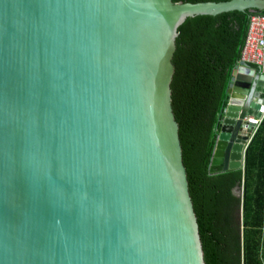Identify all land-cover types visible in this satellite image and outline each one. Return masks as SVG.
I'll return each instance as SVG.
<instances>
[{"label": "water", "instance_id": "water-1", "mask_svg": "<svg viewBox=\"0 0 264 264\" xmlns=\"http://www.w3.org/2000/svg\"><path fill=\"white\" fill-rule=\"evenodd\" d=\"M259 10L0 0V264H204L170 103L175 40L187 18ZM225 95L210 175L243 170L264 75L239 60Z\"/></svg>", "mask_w": 264, "mask_h": 264}, {"label": "trees", "instance_id": "trees-1", "mask_svg": "<svg viewBox=\"0 0 264 264\" xmlns=\"http://www.w3.org/2000/svg\"><path fill=\"white\" fill-rule=\"evenodd\" d=\"M251 15L264 10L187 18L175 40L170 103L204 264H264V116L246 147L243 170L208 174L226 85Z\"/></svg>", "mask_w": 264, "mask_h": 264}, {"label": "built area", "instance_id": "built-area-1", "mask_svg": "<svg viewBox=\"0 0 264 264\" xmlns=\"http://www.w3.org/2000/svg\"><path fill=\"white\" fill-rule=\"evenodd\" d=\"M239 60L246 65H254L264 75V15H251L248 18ZM245 120L252 125V136L261 119L246 117Z\"/></svg>", "mask_w": 264, "mask_h": 264}, {"label": "rangeland", "instance_id": "rangeland-1", "mask_svg": "<svg viewBox=\"0 0 264 264\" xmlns=\"http://www.w3.org/2000/svg\"><path fill=\"white\" fill-rule=\"evenodd\" d=\"M237 192H238V194L240 193V191H238V190H237ZM234 194H236V196H237V193H236V191H235V193H234Z\"/></svg>", "mask_w": 264, "mask_h": 264}]
</instances>
